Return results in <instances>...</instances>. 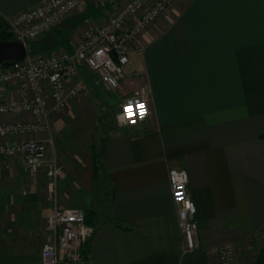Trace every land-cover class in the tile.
Here are the masks:
<instances>
[{"label": "crops", "instance_id": "crops-1", "mask_svg": "<svg viewBox=\"0 0 264 264\" xmlns=\"http://www.w3.org/2000/svg\"><path fill=\"white\" fill-rule=\"evenodd\" d=\"M41 1L0 0V32ZM119 2L90 0L42 39L46 52L72 51ZM136 47L119 92L148 88L142 124H118L87 80L90 95L51 118L47 154L63 166L57 204L83 209L95 228L88 264H219L218 246L244 245L264 228V0H179ZM173 168L187 171L197 207L191 253L171 198ZM46 184L44 171L0 158V264H41L54 208Z\"/></svg>", "mask_w": 264, "mask_h": 264}, {"label": "built area", "instance_id": "built-area-1", "mask_svg": "<svg viewBox=\"0 0 264 264\" xmlns=\"http://www.w3.org/2000/svg\"><path fill=\"white\" fill-rule=\"evenodd\" d=\"M90 0H43L36 6L7 19L14 39L28 45L44 39L53 29L76 13ZM179 0H123L105 20L89 28L72 51L31 54L22 60L0 65V158L19 157L31 174L44 171L46 195L54 208L47 218L48 235L41 250V264H88L85 246L95 228L87 223L86 213L77 207L57 204V187L63 166L55 155L48 157L46 135L54 114L64 111L71 98L86 91L75 81L81 67L98 78L109 92L121 89L125 66L144 32ZM142 50L140 47L139 50ZM143 105V108H141ZM150 114L149 90L140 87L126 97L117 121L137 127ZM8 118V119H7ZM16 118V119H11ZM171 198L177 209L178 226L184 238L183 251L199 249L197 207L191 200L183 169L169 170ZM219 264H240L234 243L217 247Z\"/></svg>", "mask_w": 264, "mask_h": 264}, {"label": "rangeland", "instance_id": "rangeland-1", "mask_svg": "<svg viewBox=\"0 0 264 264\" xmlns=\"http://www.w3.org/2000/svg\"><path fill=\"white\" fill-rule=\"evenodd\" d=\"M122 2L123 0H120L117 7H119ZM112 14L113 12L110 15ZM7 30H9L8 25H7ZM43 43H44L43 40H41V41H36L34 43L29 44L27 48L28 52L31 54H36V53H41L43 55L48 54L46 52L48 49L45 48ZM79 78L78 80H76V82L80 80L86 86V91L83 94H80L79 97L86 98V96L90 95L88 86L85 81L86 80L92 81L93 84L96 86V89L100 96L99 99L103 100L105 103V104L103 103L104 106L106 105L105 108L107 107L105 111H107L110 115L114 111L116 113L115 117L120 113L121 104L123 100L125 99L124 97L128 96L130 92H127L126 94L124 93L121 94V91L119 92V90L118 92L117 91L110 92V94L105 92L102 89L101 85L98 83V78L89 71L88 72L82 71L81 76H79ZM121 126H126V125H121ZM236 249H237V256H238V260L240 264H257V261H258V258L260 257L261 252L264 251V228L260 232L252 236L244 245H239V246L236 245Z\"/></svg>", "mask_w": 264, "mask_h": 264}, {"label": "water", "instance_id": "water-1", "mask_svg": "<svg viewBox=\"0 0 264 264\" xmlns=\"http://www.w3.org/2000/svg\"><path fill=\"white\" fill-rule=\"evenodd\" d=\"M27 47L17 40L0 41V65L11 60H22L27 55Z\"/></svg>", "mask_w": 264, "mask_h": 264}, {"label": "trees", "instance_id": "trees-1", "mask_svg": "<svg viewBox=\"0 0 264 264\" xmlns=\"http://www.w3.org/2000/svg\"><path fill=\"white\" fill-rule=\"evenodd\" d=\"M14 37L12 33L5 28L0 32V41H5V40H13ZM257 264H264V251L261 252L260 257L258 258Z\"/></svg>", "mask_w": 264, "mask_h": 264}, {"label": "snow or ice", "instance_id": "snow-or-ice-1", "mask_svg": "<svg viewBox=\"0 0 264 264\" xmlns=\"http://www.w3.org/2000/svg\"><path fill=\"white\" fill-rule=\"evenodd\" d=\"M141 108H143V105H141Z\"/></svg>", "mask_w": 264, "mask_h": 264}]
</instances>
